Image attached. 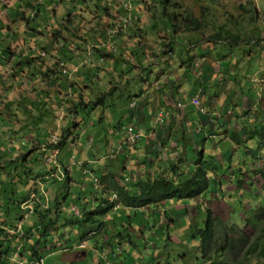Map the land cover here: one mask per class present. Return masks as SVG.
Returning <instances> with one entry per match:
<instances>
[{
  "label": "rangeland",
  "instance_id": "obj_1",
  "mask_svg": "<svg viewBox=\"0 0 264 264\" xmlns=\"http://www.w3.org/2000/svg\"><path fill=\"white\" fill-rule=\"evenodd\" d=\"M161 1L1 0L0 164L7 163L8 160L13 161L22 154L26 155V165L30 167V170L24 173L22 168H18L17 176L20 177L24 173V178L23 181H20L22 183L16 184V192L19 195L28 194V199L32 197V193L37 191L40 194L41 192L45 197L44 199L40 194L42 196L40 200L44 199L41 203L38 202L42 209L44 203H46L45 207L53 206L54 198L63 202V196L66 195V200L70 201L83 190L80 184L87 177L81 173L78 165V162L83 158L90 157L97 162L94 167L100 171L99 174H104L112 166L116 167V171L123 168L125 170L123 175L128 177L130 167L132 165L138 166V155L143 152V149L139 148L136 154L129 153L125 160L118 164L111 160L113 159L112 155L108 159L106 156L110 155L112 147L118 146L122 142V135L115 133L116 126H118L119 119L123 114L122 102H126L125 105H127V93L136 90L141 83L128 81L123 76L125 74L118 71L128 66L125 65L123 68L122 61L118 60L120 58L123 61L124 59H131L132 62H135L133 55L130 56L132 50L138 53L139 60L144 61L143 64L145 65L150 63L149 59L154 54L166 60L165 55L168 59L172 55L165 52L167 47L164 44L169 45L171 43L176 51L174 57L166 61L172 67L171 73H174V64L176 73H178L180 69L176 67V63L181 62L180 57L187 60L186 55H191L197 44L204 45L205 49L202 55L203 59L207 58L210 50L214 51L213 47L210 48L214 45L209 42L208 37L214 33L216 26L226 19L236 18L241 12L240 5H246L249 11L246 15L242 14L241 18H237L240 20L241 27L236 31L239 32L244 29V34L250 38L257 35L256 31L259 25L262 30L259 31V37L255 40L258 44L253 45L251 40L252 43H243L226 50L227 58L231 63H229L227 70L221 69L219 74L215 76L218 87L216 92L211 96L208 95L211 99L210 110L215 113L214 115L219 116L226 108L227 111L222 116L225 129L215 127L214 132L217 134H214L211 140V137L208 136L203 144L196 143L197 146L195 147L186 145L190 146V149H178L176 142L171 145L170 138L173 136L170 137L167 131L160 137L161 140L158 139L160 141H156L157 146H155L159 150L156 153L158 164L160 159L166 163V166L169 163L174 164V162L177 164L178 159L187 155L188 164L186 163V166H194L192 162H196L198 159L203 166H205L204 162L209 167L213 166L212 160L220 166L219 172L213 173L214 177L211 172L206 174L209 182L206 193L187 197L190 202L181 203L182 206L177 205L180 204V201L175 198L172 206L165 207L168 210L166 218L162 220L164 221L163 229L169 230L170 238L178 237L179 243L178 246L170 245L168 253L170 257H163L162 263L212 264L213 261L225 260L223 256H226L228 261H234L237 264L238 261L242 260L246 249L252 242L255 228L258 231L261 229L264 233V206L259 205L258 201L262 196H260L261 192L255 189V186L259 189L263 183L261 175L264 172V130L262 128V125L264 126V0H167V15L174 13L185 15L186 10H189L195 17L203 20L204 25L198 31H191L190 27L187 28V31L184 30L186 26L183 20L175 32L171 26L167 25L166 15L161 14ZM129 2L131 5L127 8L124 4ZM253 4L256 5L261 14L259 19L250 23L249 16ZM174 23L178 25L176 20ZM228 27L232 30L236 29L231 24H228ZM254 29L255 32H253ZM109 34L111 37L113 36L110 39ZM178 35L179 40L175 38ZM189 36L195 40L190 39L188 41ZM110 41L116 49L114 54L117 59L105 60L98 65L100 80L96 79L97 77L95 78L93 74L87 78L88 69L83 64L89 65L92 62V64L97 65L99 61L96 58L100 54L94 52L95 48L98 46L105 48ZM189 42V52H187L185 45ZM174 43L179 47L175 46ZM139 44L142 46L141 48ZM3 55L7 57L4 58ZM30 55L33 57H29ZM200 56H197L194 67H198L200 64V60H202ZM23 59L28 60V64L21 68L19 61ZM197 63L198 65H196ZM182 64L186 66V63ZM66 65L69 70L68 74L62 73V70L66 69ZM76 66L79 70L78 75L82 78L77 77L73 72L72 69ZM106 66L114 71L115 76H121H117L116 79L112 78L113 82H109L111 79L101 73V70L105 71ZM114 66H118V70ZM154 66L158 68L156 63ZM223 66H225L224 63ZM47 70L53 71V73L49 72L55 78L52 83L49 82L48 77H45ZM168 70L170 72V68ZM193 70L195 69L193 68ZM89 71H93V69ZM134 72L135 70L129 71V74L133 77ZM206 79L207 75L204 76V80ZM243 80H245L244 83ZM241 82L242 87L239 86ZM131 83L132 87L128 90ZM79 85L82 88L76 89L74 92V88ZM249 86L251 89L248 94ZM71 87L72 89H70ZM40 90L43 91L42 94H37ZM110 93L112 95H109ZM242 93L245 95L242 96ZM78 94L93 103L89 108L91 109L89 120L85 124L81 119L77 123H72L76 132L67 134L72 135L73 139L68 138L61 151L58 148L54 149V147L48 148L47 145L55 144L59 140L62 134L61 127H65L66 122L72 118L66 110L64 111V107H68L66 100H76ZM100 97L103 98V101L105 98V103L109 104L106 111L112 116H108L109 120L112 119L111 123L108 120L103 123L95 121L96 112L101 111L96 105L97 102L94 104L93 101ZM54 98L64 101L65 106L50 108V100ZM209 98L207 97V100ZM239 98L243 100L241 108L237 105ZM24 99H27L28 102ZM157 99L158 96L155 99L156 102ZM31 100H33L32 102L43 101L44 106L50 108L49 114L43 109L42 112L39 108H34ZM145 105L141 102L133 107V111L144 108ZM145 111H147L146 108ZM34 114H42L46 118L44 122L37 125L39 127L37 129L29 127L27 124V119L30 117V121ZM83 115L84 113L81 111L79 117L82 118ZM150 116L154 120V115ZM124 120L127 124V118ZM187 130L191 129L187 128ZM229 131H234L238 135L240 143L229 134ZM181 132L185 133L186 131L181 129ZM251 133L253 134L248 139V135ZM95 134H98V139L93 138ZM93 139L98 143L93 142ZM145 149L146 152H149V149L146 147ZM168 153H171V157L167 156ZM122 154H127V152L122 151ZM19 165L22 166L21 163ZM151 168L155 169L154 165H151ZM224 173H242L243 179H241L247 181V186L241 189L236 183H229V180L224 177ZM142 175H146V173L143 172ZM67 176L69 180H66ZM7 177L9 175H4L3 179ZM214 186L218 191L213 193ZM251 188L255 194L250 193L249 189ZM86 193H88V189L85 191ZM114 193L116 192L113 189H109L104 192V196L111 200L114 198ZM93 203L100 205L102 202L99 199H94ZM196 204H203L202 210L196 207ZM21 205H24V202ZM32 205L36 207L35 203L32 202L22 208L25 214L29 207L32 208ZM206 206H210L213 215L218 216V218L216 217L218 221L215 226V235L212 236L207 248L204 246L203 253L199 235L196 234L195 238L198 240L195 241L198 243H195L190 234L199 232L195 222L197 217L202 221L205 219ZM68 208L72 210L73 205L70 204ZM192 211H194L193 215H191ZM118 213L116 211V217ZM245 216L249 220L253 219L254 222L258 218L256 220L259 225L251 232L249 226L252 223H246L244 221ZM171 218L172 220H170ZM23 220L30 224V214ZM231 223L235 225L236 230H240L241 235H243L244 230L245 234L250 237L249 242L244 247L243 245L238 246V242L235 241L234 249H231L232 253L229 249L223 251L217 249L224 240V225L228 226ZM199 226L200 228L203 227L202 224ZM64 228L66 229V226ZM108 229V236L110 237L115 229L111 227ZM177 230H182L185 233L176 234ZM129 231H131L129 239L136 240V236L132 234V228ZM121 232H123V228H121ZM67 234L74 241L75 236H73L72 231L69 230ZM183 234L184 236H181ZM242 239H238L239 242ZM55 243L57 245L58 240H55ZM194 244L199 247L196 248ZM55 245L52 244L51 247L46 248L42 246V250H55L57 247ZM44 256L45 264L56 263V256L53 254L45 253ZM16 258L18 261L22 260V264L32 262L25 254L19 252L16 254ZM248 259L249 257L246 258V262L248 261L249 264H264V258L258 259L257 255ZM17 264L20 263L17 262Z\"/></svg>",
  "mask_w": 264,
  "mask_h": 264
},
{
  "label": "trees",
  "instance_id": "obj_2",
  "mask_svg": "<svg viewBox=\"0 0 264 264\" xmlns=\"http://www.w3.org/2000/svg\"><path fill=\"white\" fill-rule=\"evenodd\" d=\"M162 7H161V14L166 15L167 19V25L171 26L173 28V31L175 32L179 24H181L184 20L185 22V28L184 30L187 31V28L189 27L192 29L191 31H198L200 27H202L203 20L195 17L193 13L189 10H186L187 12L185 15L179 14V13H174L173 15H167L166 11V3L167 0H162ZM249 3L252 4L251 1ZM180 6V5H179ZM240 10L241 12L236 18H231V19H226L223 23L220 25L216 26V29L212 35L208 37L209 42H211L212 45L210 48L214 49L210 50L208 57L203 59V50L205 49L204 45H197L195 46L192 54L186 55L187 60L183 59V57H180V63H176V67L180 69L178 73H176L175 69V64H174V73H171V65L168 61V57L165 55L167 59L164 60V58L160 56H156L154 54L153 57H151L150 63L147 65L143 64L144 61H140L138 58V53L132 50V53L130 56L133 55L135 62H132L130 60L120 58L118 61H122L123 68L124 66H128L125 69H120L118 66H114L116 70L120 71L125 78H128L131 76L129 74V71L134 72V77L137 78L139 77L141 82H144L147 84V89L151 90V94L161 97L162 101L159 102L158 108L155 109L154 112H156L157 116V123H160L161 128H171V124L168 122L166 123L165 118H168L170 108L172 107L178 114L176 116H172L171 120L172 122L181 120V117L179 114L181 113V109L185 110L186 113H195L199 114V118L196 120H199L202 122V125H206L207 130L209 133L206 135L203 132H196V133H201L200 139L197 141V143L203 144L205 140H207L208 136L211 137L210 140L212 139V136L216 132H214V128H223L225 129L224 125V119L222 116L226 113L225 111L226 108L223 109L222 113L219 116L214 115L215 113L210 110V101L211 99L209 96H211L214 92H216V89L218 87L217 81H215L216 75L219 74L221 69L227 70L229 63L231 61L227 58V51L229 47L240 45L243 43H252L253 45H257L258 43L255 42L256 39L259 37V31H261V27L258 25L257 26V35L252 36V37H247L244 34V29H241L239 32L236 30L241 27L240 20L237 18L240 17L241 15L244 14L246 15L248 13V9L246 5H240ZM251 10V9H250ZM252 12L250 13V23H254L255 20L259 19V15L261 12L258 10L255 4L252 6ZM233 16V15H232ZM234 17V16H233ZM178 23L176 25L174 21ZM228 24H231V26L236 27L235 30L230 29L228 27ZM255 32V29L253 30ZM105 34V33H104ZM113 37V36H112ZM111 35L109 34V39L112 38ZM177 40H179V35L176 36ZM254 38V39H253ZM190 39L195 40L191 36H189L188 41ZM252 40V42H251ZM175 44V43H174ZM184 44V43H183ZM189 43H186V51L189 52ZM216 44V45H215ZM98 46V45H96ZM164 46L167 47L166 53H169L172 55L170 56L168 60L172 59L174 57V52L176 51L175 47L173 44H164ZM175 46H177L175 44ZM139 47L141 48L142 46L139 44ZM179 47V46H177ZM116 51L114 45L109 42L107 44V47L102 48L100 46L95 48L94 52H97V58L99 62L98 64H83L85 67L88 69V74H86L87 78H89L90 75H95V78L100 80L98 77L99 73L98 72V65L103 63L105 60H109L112 58H116L114 52ZM196 51V52H195ZM213 53H212V52ZM163 52V54H165ZM10 53H12L10 51ZM144 53V52H143ZM11 55V54H10ZM202 57V60H200V64L198 63V67H194L196 63V58L197 56ZM4 58L7 56L3 55ZM69 56V55H68ZM19 57V56H18ZM29 57H33V55H30ZM182 58V59H181ZM227 58V59H226ZM163 60V61H162ZM21 65L19 67L22 68L25 64H28V60L23 59L22 61H19ZM86 62V61H85ZM155 63L158 66V70L154 71L155 68ZM182 63H186V66H184ZM223 63L225 66H223ZM74 64V63H73ZM114 64V63H113ZM118 64V63H116ZM121 65V63L119 62ZM110 68V67H109ZM108 66L104 68L105 71L101 70V73H103L106 77H109L112 81V74H114V71H110ZM121 68V66H120ZM170 68V72L168 70ZM193 68L195 70H193ZM66 69L68 70V66L66 65ZM93 71H89L92 70ZM22 70V69H20ZM73 72L76 74L77 77L82 78V76L78 75L79 70L77 69V66L74 67ZM193 70V71H192ZM53 73V71H45V77H48L49 82L52 83L54 82V79L50 73ZM69 72V70H68ZM68 72L66 74H68ZM154 72V73H153ZM63 73V72H62ZM129 74V75H127ZM207 75V79L204 80V76ZM121 76V75H117ZM116 79V77H115ZM212 81L214 82L211 86H209V82ZM245 80H243L244 83ZM87 82V81H86ZM216 83V84H215ZM81 85L77 86V88H74V92H76V89H81ZM85 86H90V85H85ZM115 86V85H114ZM204 86V87H202ZM242 87V82L239 85ZM91 87V86H90ZM72 89V87L70 88ZM251 86L248 87V94L250 93ZM43 91H38L37 94H42ZM111 92V91H110ZM143 92L142 87H137L136 90L132 92H128L127 95V107L129 104H133V102H130L129 100L133 97H139L141 93ZM78 99L76 100H66L68 101V107H64V111L66 110L68 115H71L72 118L68 122H66V126L61 127L62 134L60 135L59 140L52 145H47L48 148L54 147L58 148L59 151H61L65 144L66 140L68 138L73 139L72 135H67L71 133H75L74 127H72V123L78 122L79 119L83 121V124L89 120L90 112H91V100H86L84 96L81 94H78ZM109 95H112L110 93ZM209 100H207V97ZM209 95V96H208ZM245 95L242 93V96ZM107 97V96H106ZM229 97V94H228ZM227 97V98H228ZM25 101L27 99H24ZM50 100V99H49ZM159 100V99H158ZM30 102L34 105V108H39L40 111L47 112L49 114V109L52 108L53 106H65L64 101L59 100L57 98H54L50 100L49 107L46 108L44 106V102L39 100ZM194 101H198V105L194 103ZM242 99L239 98L237 105L239 108L242 107ZM24 102V101H23ZM28 102V101H26ZM94 104L97 102L96 105L99 107V111L101 112H96L97 118L95 121L97 122H105L106 120L110 121L111 123L112 119L109 120L108 116H111L106 110H108L109 104L105 103V98L103 101V98L100 97L96 101H93ZM9 106V104H7ZM44 106V108H42ZM133 106V105H131ZM234 107V106H233ZM43 109V110H42ZM93 110V108H92ZM83 112L84 115L82 118L79 117V113ZM123 114L131 115V113L127 111H124ZM123 114L120 117V121L123 118ZM182 114V113H181ZM112 117V116H111ZM134 115L128 117V124L120 126H116V131H123V142L124 144H130L134 145V148L138 147V143L142 139H136V141H129L128 137L129 134L127 133V128L128 126L134 127L136 131H139L138 129L135 128L134 122H130V118L133 120ZM180 117V118H179ZM30 118V117H29ZM29 118L27 119V124L29 127L32 128H39L37 125L39 123H42L45 121V117L40 114V115H32L31 120L29 121ZM106 118V119H105ZM156 118L154 121H156ZM92 119V118H91ZM90 119V122H91ZM93 122V121H92ZM171 122V123H172ZM192 125H194L196 122L191 120L190 121ZM120 124V123H119ZM118 124V125H119ZM183 124V122L181 123ZM94 125V124H92ZM196 125V124H195ZM80 127V126H79ZM113 127V126H112ZM159 127V125H158ZM197 127V126H196ZM25 128V127H24ZM262 128L264 130V126L262 125ZM165 129V130H166ZM183 129V127H182ZM168 131V130H167ZM207 131V132H208ZM14 132V131H13ZM195 132V131H194ZM86 133V132H85ZM142 133V132H141ZM182 139L187 140L189 143L188 145H193V142L191 141V136H186L184 133H182ZM187 134V132L185 133ZM229 134L240 143V140L238 138V135L234 133V131H229ZM253 133L248 135V139L251 137ZM264 134V133H263ZM190 135V134H189ZM143 137V134H142ZM141 137V138H142ZM95 139H98L97 134L94 135ZM173 138H170V141ZM157 140H154L150 144H145L144 146L149 149V152H146V149L144 146H142L140 149H143L142 155L138 156V163H147L148 166L146 167V171L149 172L150 175L149 177H143L142 175L140 176V173H142L141 170L137 169L134 173L133 179L132 177H126L123 175V168L118 169L116 171V167H109L104 174H99V170L94 167L97 162L93 161L90 157L83 158L78 162L79 168L81 170V173L87 177L85 180L82 181L80 184V187L83 189L80 193L76 194V197L74 199H71L69 202L68 200L66 201L67 197L66 195L63 196V202L58 201L54 198L53 206H47L45 209H42L39 206V203H41L40 198L42 197L37 191L35 192V197L33 198L34 194L30 199L28 194L24 195H19L16 190V184L22 183L20 181H23L24 178V173L30 170V167L26 165V155H21L17 158H15L13 161L8 160L7 163L0 164V264H14L10 260V255L13 251L19 252L20 254H25V256L28 259H41L43 257V253L46 251V249L42 250L43 247H48V245H55V240L54 238L51 237V232L57 231L59 233L60 230L55 227V223L58 220H61V225L64 227L70 226L71 228L73 227V224H77L80 227H86L88 228L87 231H83L81 233V238H83L88 231L92 232L94 230H98L99 227L103 223H109L107 219V213L110 214L112 211H116L117 207L119 206L123 211L119 216H122L123 213L125 212H137L136 210L139 208H142L146 206L147 204L153 203L157 204L160 202H163L165 200H174L175 198L178 199L181 203H187V197H193L194 195H202L207 192L208 190V177H206L209 172L213 173L214 172H219L220 166L218 163H215L214 160L212 162L214 163L213 166H207L206 162H204L203 166L200 164V159H198L196 162H192L194 166H187L186 168L183 166L184 163H187L188 156H184L180 159H178V163L175 164H170L169 168L164 167L162 163H164L163 160L160 161L159 164H155L153 161L157 160V152L159 151L155 146ZM93 142L98 143L96 140L93 139ZM155 142V143H154ZM176 142V141H173ZM121 143V144H122ZM152 148V151H150ZM185 149V148H184ZM199 150V149H198ZM123 150L116 148L115 151L113 148L110 150V155L106 156L108 159L111 155L112 158L111 160H114L113 162H116L117 164L120 161L125 160L126 156L129 154H122L120 153ZM200 152V151H199ZM198 154H201L199 153ZM94 164H91L93 163ZM19 163L22 164V166L19 165ZM161 166L159 167V165ZM188 164V163H187ZM151 165H154L155 171L152 170ZM22 168L24 173L20 177L17 176L19 173L18 168ZM69 169L71 171V168L69 166ZM66 171V169H65ZM169 172V175H164L165 173ZM95 173V175H93ZM40 174V173H37ZM139 174V175H138ZM207 174V175H206ZM240 174V176H239ZM8 176L7 178L3 179V176ZM41 175V174H40ZM154 177L152 178V176ZM156 175V176H155ZM39 176V175H37ZM224 176L226 177L227 180H229V183H236L238 187L241 189L244 186H247V181L242 180V173H237V174H226L224 173ZM35 178V177H34ZM242 178V179H241ZM249 178V177H248ZM261 178L263 180V183L261 184L260 188L258 189L255 186V189L259 192H261L262 198L258 199L259 205L264 206V172L261 175ZM66 180H69L68 176L66 177ZM133 180V181H132ZM203 181V182H202ZM68 182V181H67ZM231 183V184H232ZM129 184H131L129 186ZM257 184V183H256ZM234 185V184H233ZM219 187V185H217ZM249 187V186H248ZM239 188V189H240ZM88 189V193L85 194V191ZM109 189H113L116 192V198L113 202H109L108 199L104 196V192H107ZM221 189V188H220ZM81 190V189H80ZM131 190L134 193H131ZM212 191L213 193L218 191L216 186L213 187ZM250 193H254V190L251 188L249 189ZM196 195V196H197ZM77 198V199H76ZM99 199L100 202H102L100 205L91 202V199ZM212 199V198H211ZM24 202H33L35 203L36 207L35 209L33 208L32 213L30 215V224L26 220H23V218H27L29 214H25L22 208H24V205H21V203ZM39 202V203H38ZM70 204L73 205V209H69L68 207ZM107 205V206H106ZM243 205V204H242ZM106 206V207H105ZM250 206V205H249ZM68 208V209H67ZM264 209V207H263ZM77 210L78 213L75 214L74 211ZM119 212V211H118ZM206 216L205 219L202 221H196L195 223H201L203 225L202 228L198 225V231L195 233H191L190 237L194 238V242L198 243L195 240H198L195 238L196 234L199 235L201 239V250L204 253V246L207 248L208 244L211 241V238L213 235H215V226L218 221L216 217L214 216L212 209L210 206H208L205 209ZM80 213L82 214L80 216ZM194 213L192 212L191 215ZM134 216L131 213H127L126 216ZM105 217L102 221V218ZM188 219V218H187ZM258 219V218H256ZM255 219V222L252 221L253 219L249 220L245 216L244 221L247 223H252V225L249 226L250 232L252 229L257 227L259 225V222ZM110 220V219H109ZM99 222V223H98ZM125 222L129 224L130 219L125 218ZM98 223V227L95 226V224ZM254 223V224H253ZM224 225V240L222 242V245H220L217 249L218 250H226L229 249L230 253H232L231 249H234V242H238V246L243 245V247L249 242V236L245 234L246 232L243 230L242 234H240V230L235 229V225L233 223L229 224L228 226ZM90 227H95L94 229ZM90 229V230H89ZM92 229V230H91ZM74 230H78L77 228ZM62 231L60 232V234ZM73 234V233H72ZM62 236V235H61ZM75 236V234H73ZM169 237V236H168ZM170 238V237H169ZM241 242H239V240ZM166 237L161 239L160 241L165 242ZM239 239V240H238ZM66 240H69V244H72L74 241L70 239V236ZM196 245V244H194ZM199 246L196 245V248ZM221 255V254H220ZM257 255L258 259L264 258V233L260 229L255 228L254 233H253V239L252 242L249 244L248 248L245 251V254L243 255V258L241 261H238L240 264H249L248 261L246 262V258L249 257L251 259ZM209 256V255H207ZM225 260H219L218 262H211L212 264H236L234 261L230 262L227 260L226 256H223ZM248 259V260H249ZM235 260V259H234ZM159 264H164L160 261Z\"/></svg>",
  "mask_w": 264,
  "mask_h": 264
},
{
  "label": "crops",
  "instance_id": "obj_3",
  "mask_svg": "<svg viewBox=\"0 0 264 264\" xmlns=\"http://www.w3.org/2000/svg\"><path fill=\"white\" fill-rule=\"evenodd\" d=\"M1 8H2V2L0 0V9ZM1 15L2 13H0V16ZM158 69L159 68L155 67L154 71H157ZM111 76L114 79L115 77L117 78L115 74H112ZM127 79L128 81L131 80L132 83L133 82L141 83L140 87L143 88V92L141 93L139 97H134V98L132 97L129 101L133 102V104H129L128 107L127 105H125L126 102L125 103L122 102L123 104H122L121 110H122V113L128 110V112L131 113L132 116L134 115V117H132L133 120L130 118V122L131 121L134 122L133 124L135 128L142 132L143 137L141 138L142 140L138 143V147L134 148V145L122 143L123 138H124L123 131L121 130L115 131L116 134L120 133L123 138L121 137L122 144L120 143L118 146L112 147L114 151L116 148H118V150L121 149L127 152V154L131 152L133 154H136L138 149L144 146V143L148 144V142L158 140L162 135H164L167 132V130H168V134H170V137L173 136V139L170 142L171 145H174L175 143L173 141H176L178 149H181V148L190 149V146H186L189 144L187 140L182 139V136H183L181 132L182 127L187 132V134H185L186 133L185 132L184 135L191 136L190 142H193L194 145L192 146L194 147L197 146L196 143L202 135L201 133H196V132H203V134L205 133L206 135L208 134L206 125H202L203 124L202 122H200L199 120H196L199 118V114L189 113V112L186 113L185 110L181 109L182 114L181 113L179 114V116L181 117V120L172 122L171 117L176 116V114H178L172 107L170 108L168 118L167 117L165 118L166 123L169 122L171 124V128L169 127L167 129L161 128L160 123H157V118H156L157 114L154 111L156 108H158L159 102L162 101V98L158 97L159 100L157 99V102H156L155 101L157 97L156 94L155 95L151 94V90L147 89V84L144 82H141L139 80L140 79L139 77L135 78L134 76L133 77L129 76ZM132 83L129 85L128 90L132 87ZM213 83L214 82L210 81L209 86H211ZM129 92H132V91H129ZM141 102H143V104H146L144 108H141V109L138 108L136 111H133V107ZM145 108L147 109V111H145ZM152 114L156 118V121H154L155 118L154 120H152V117L150 116ZM131 115L127 116L126 114H123V118L121 119V122H119L120 125L118 126L121 127L122 125L126 124L125 123L126 121L124 120V118H127L128 120V117ZM191 120L195 121L196 125L195 124L192 125L190 122ZM182 122L183 124H181ZM128 123L129 122H127V124ZM187 128L191 130H187ZM216 134L217 133H215V135ZM150 146H151V143H150ZM120 153L122 152L120 151ZM141 155H142V152H140L138 156H141ZM167 156L171 157V153H168ZM153 162L156 165L158 164L156 161H153ZM162 164L164 165V167H167L168 169L171 163H169L168 166H166V163H162ZM147 166L148 164H146L145 162L138 164L137 167L139 168L132 165L130 167V170H128V166H127V170H128L127 175L132 177L133 179L135 171L139 169L142 171V173H140V176L144 172L146 173V175H142V176L149 177L152 174H150L149 172L145 170ZM184 167L185 168L187 167L186 163L184 164ZM152 170L155 171V169H152ZM124 174H125V170H124ZM164 175H169V172L165 173ZM153 177L154 175L152 176V178ZM131 193H134V192L131 191ZM93 200L94 199L92 198L91 202ZM172 205H173V200H165L157 204L150 203L142 208L137 209L136 210L137 212H134V213L125 212L122 214V216H119V215L121 214L123 210L119 207L120 205L116 206L117 207L116 211H119V213L117 214V217H116L115 210L112 211V213L110 214H108L109 213L108 212L107 219L109 223H103L97 231L96 230L92 232L88 231L87 234L84 236L85 239L82 242H80L81 233L83 231H87L88 228L80 227L75 223L73 224L72 228L66 225V229H65L64 226L61 225V220H58L55 223V227L58 229L63 228L62 236L57 237L56 231L55 233L51 232L52 234L51 237L54 238V240H58V244L55 245L57 246L55 247V250H51V254L56 256L55 264H71V263H76V264H156V263H159L157 262L158 260L162 262L164 259L163 257H168V258L170 257L168 255L170 245L174 244L178 246V243H179L178 237H175L174 239L169 238L170 237L169 230L163 229V226H162L164 223V221L162 220L166 218L167 210L169 206H172ZM195 206L200 208L201 210L203 208V204L202 205L196 204ZM165 207H168V208H165ZM192 212L194 213V211ZM74 213L77 214L78 211H74ZM127 213H131L134 216L131 215L130 217H127L126 216ZM104 218L105 217L102 218V221ZM125 218L130 219L129 224L125 222ZM197 219L199 218L197 217ZM197 219L196 221H200V219L199 220ZM170 220H172V218ZM98 223L95 224L96 227H98ZM195 224L201 225V223H195ZM109 227L115 229V231L112 233L110 237L108 236ZM76 228L78 229L77 231L74 230ZM90 228L94 229L95 227H90ZM121 228H123V232H121ZM130 228H132L133 230L132 234L136 236V240L129 239L131 236V231H129ZM69 230H71L72 233L75 234V241L73 242L75 243V245L73 247L69 245V240H66L69 236L67 234ZM176 232H177L176 234H178L179 232L185 233L182 230H177ZM181 236H184V234ZM164 237H166L165 242L160 241ZM171 237H174V236L171 235ZM81 243L84 244V247H80ZM50 246L51 245H49V247ZM45 262H46V259L44 260V264Z\"/></svg>",
  "mask_w": 264,
  "mask_h": 264
},
{
  "label": "clouds",
  "instance_id": "obj_4",
  "mask_svg": "<svg viewBox=\"0 0 264 264\" xmlns=\"http://www.w3.org/2000/svg\"><path fill=\"white\" fill-rule=\"evenodd\" d=\"M40 192V191H39ZM32 194H34V196H33V198L35 197V193H32ZM40 194L44 197V195L40 192ZM114 195V198L113 199H109V198H107L108 199V201L109 202H113L114 200H115V198H116V193H114L113 194ZM44 199H45V197H44ZM44 199H41V201H43ZM32 202H27V203H25L26 205H29V204H31ZM24 204V206H26ZM45 204L46 203H44L43 204V209H45L46 207H45ZM33 208L35 209V207L32 205V208L31 207H29L28 209H27V212H26V214H31L32 213V210H33ZM80 215H82L81 213H80ZM54 233H55V231H53ZM63 233V232H62ZM62 233L60 234V235H58V233H57V231H56V236L57 237H59V236H61L62 235ZM85 239V237H83V238H81L80 239V242H82L83 240ZM79 242V243H80ZM75 245V243H72V244H70V246L71 247H73ZM48 247H49V245H48ZM51 247V246H50ZM80 247H84V244L83 243H81L80 244ZM18 252H15V251H13L12 253H11V255H10V260L13 262V263H15V264H17V262L18 263H20V264H22V260H19L18 261V259L16 258V254H17ZM45 253H51V250H49V249H46V251L43 253V257L41 258V259H31V263L30 264H44V260H45V256H44V254ZM157 262H160L159 260L157 261ZM71 264H76V263H71Z\"/></svg>",
  "mask_w": 264,
  "mask_h": 264
},
{
  "label": "built area",
  "instance_id": "obj_5",
  "mask_svg": "<svg viewBox=\"0 0 264 264\" xmlns=\"http://www.w3.org/2000/svg\"><path fill=\"white\" fill-rule=\"evenodd\" d=\"M62 72H63V73H67L68 70L63 69ZM194 103H195L196 105H198L199 102H198V101H194ZM125 129L127 130V133L129 134V137H128L129 141H136V139H141V137H142V133H141V131H136V130L134 129L133 125H132V126H128V127L125 128Z\"/></svg>",
  "mask_w": 264,
  "mask_h": 264
},
{
  "label": "bare ground",
  "instance_id": "obj_6",
  "mask_svg": "<svg viewBox=\"0 0 264 264\" xmlns=\"http://www.w3.org/2000/svg\"><path fill=\"white\" fill-rule=\"evenodd\" d=\"M124 5H125L126 7H127V6L130 7L131 3H130V2H129V3H125ZM128 7H127V8H128ZM41 55H42V54H41Z\"/></svg>",
  "mask_w": 264,
  "mask_h": 264
}]
</instances>
